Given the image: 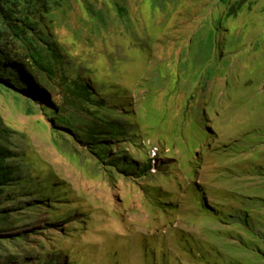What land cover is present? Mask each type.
Wrapping results in <instances>:
<instances>
[{"label":"rangeland","instance_id":"obj_1","mask_svg":"<svg viewBox=\"0 0 264 264\" xmlns=\"http://www.w3.org/2000/svg\"><path fill=\"white\" fill-rule=\"evenodd\" d=\"M250 3L236 20L227 24L230 34L243 37L241 46L234 44V52L225 49L222 53L231 63L227 68L232 77L229 80L228 74H216L204 89L200 85L204 71L200 44L207 27L202 20L210 13L218 17L227 11V6H221L218 0H166V5L164 0H92L94 12H107V19L101 24L98 18L93 21L82 0L66 3L65 14L51 32L71 50V65L78 63L82 71L95 73L96 81L90 84L93 89L107 84L100 99L107 102L119 121L128 124L133 120L123 116L124 106L130 105L136 114L131 127L135 146L126 143L127 151L140 162L155 159L153 176L110 177L86 146L65 128L59 129L64 136L53 134L50 113L42 103L35 104L38 113L29 114L24 93L0 87V123L17 132L16 141L26 161L32 163V169L26 170L28 177L55 172L61 184L70 188L74 218H88L82 227L75 223L64 228L63 222L58 221L52 228L47 212L35 199L37 195L30 192L29 183L7 189L18 197L16 204L30 202L37 207L25 209L22 219L0 232V239H5L0 245V264H15L8 259L11 254L19 258L16 264H38V258L46 254L43 251L54 249L55 240L58 245L63 242L71 248L76 264H146L144 243L161 261L163 242L167 253L176 254L183 264H206L198 253L190 257L177 247L171 229L178 232L177 240L191 235L222 252L224 245L237 237L222 239L217 235L221 232L250 240L232 225L223 226L212 219L203 221L195 214L198 212L192 193L178 196L174 183L161 178V174H170L167 166L171 162L185 159L189 145L198 144L207 133L205 143L213 147L218 136L228 146L214 152L203 165L202 182L210 186L213 196L217 195L223 205H236L220 195H229L226 190L234 187L230 194L239 190L246 197L264 199V142L247 135L256 128L264 130V109L260 104L264 97V0ZM117 5L127 11L129 21L117 13ZM48 83L50 100L59 101V84L63 81L53 78ZM204 97H211L212 102ZM202 112L207 116L201 119ZM205 122L207 131L201 127ZM205 151L203 148L202 154ZM37 161L42 162L40 167ZM249 162L259 166L260 172L254 175L231 171L234 165L243 170ZM231 172L232 176L228 175ZM154 186L171 194L167 201L180 197L181 207L173 212L164 206L154 207L150 201ZM209 197V202L217 203L212 194ZM10 205L11 202L6 203ZM67 228L76 237L72 241L64 235ZM257 230L264 227L258 226ZM19 234L27 237L15 243ZM65 262L70 264L66 256L62 258Z\"/></svg>","mask_w":264,"mask_h":264},{"label":"trees","instance_id":"obj_2","mask_svg":"<svg viewBox=\"0 0 264 264\" xmlns=\"http://www.w3.org/2000/svg\"><path fill=\"white\" fill-rule=\"evenodd\" d=\"M82 1L86 3L88 12L93 15V21L98 18L101 24L107 19L105 10L99 9L94 12L92 0ZM164 1L166 5V0ZM251 1L218 0L221 6H227V11L218 17H214L210 13L202 20L203 26L207 27V33L205 37L203 35L204 39L200 44L203 50L201 52L203 59L200 60V64L204 68L200 79L201 88H206L208 81L212 80L216 74L223 76L228 74L229 77L230 69L227 67L231 63L222 53L225 49L234 52V44L238 43V47L241 46L243 37L234 33L230 34L231 31L227 24L229 20H236L251 4ZM66 3L70 4V0H0V87L11 89L13 92L16 90L19 94L24 93L29 114L38 113V110H34V107L37 108L35 104L42 103L43 108L50 113L49 120L53 134L64 136L62 132H59V129L65 128L77 142L86 146V150L96 158L97 163L109 173L110 177L114 178V175H120L125 178H149L153 176L151 170L154 167L155 159L140 162L127 151L126 143L135 146L131 138V127L135 125L136 114L131 112L130 105L124 106L123 116L133 118V120H130L128 124L125 121H119L114 111L109 109L107 102L103 98L100 99V95L107 89V84L101 83V86L97 85L93 89L90 84L96 81L93 78L95 73L82 71L78 63L71 65L70 61L74 63L71 50L66 44H61L60 40L51 32L65 14L63 8ZM116 10L119 15H122L123 18L127 17L129 21L127 11L122 6L117 5ZM200 34L201 30L197 33L199 40L201 39ZM194 42L195 38L190 42V45L193 46ZM256 48L259 49V46ZM65 55L66 58H63ZM69 69L76 72L71 73ZM53 78L63 81V84L58 83L62 90L57 102L54 98V102L50 100L48 80ZM87 79H90L89 83L86 82ZM227 83L229 84L230 81ZM204 99L212 102L211 97H204ZM260 102L264 109V97ZM185 116L189 115L185 114ZM205 116L207 114L204 112L200 114L201 119ZM201 127L207 131L206 122ZM16 133L0 123V227H2L0 232L5 227H10L22 219L25 209L30 210L37 207L30 202L22 205L16 204L18 197L10 195V192L7 191L9 188L22 187L28 183L30 192L37 195L36 201L47 212L52 228L58 221L63 222L64 228L75 223H78L80 227L85 226L88 218H74L76 216L74 202H70L68 196L70 188L61 184V180L55 172H40L38 176L28 177L26 170L32 169V163L26 161L21 146L16 141ZM206 135L207 133L198 144L189 145L184 153L185 159L171 162L167 166L170 168V174H161V178L174 183L178 196L188 192L192 193V201L198 212L195 214L203 217V221L212 219L223 226L232 225L234 229H238L250 237V240L236 236V234L221 232L222 234L217 235L222 239L237 237L233 242H227L224 245L225 251L222 252L212 244L201 243L194 236L185 235L184 240H177L178 232L171 229L170 233L173 234V238H176L177 247L185 253L187 252V255H191L190 257L194 252L198 253L201 261L206 264H264V230H257L258 226L264 227V199L246 197L239 190L230 194L229 191H232L234 187L226 190L229 195L226 196L223 193L220 195L224 199L235 201L236 205H223L217 195L213 196L210 186H205L206 184L202 182L203 165L214 152L225 150L228 146H225L217 136V144L212 147L210 143L204 142ZM247 135L257 137L259 142H264V130L256 128ZM203 148H206V151L202 154ZM41 163L37 161L38 167L41 166ZM259 169V166L249 162L246 168L243 167V170L234 165L231 171L235 173V170H239L256 175L260 172ZM158 172H160L159 169ZM232 172L228 175L232 176ZM232 178L234 179V177ZM228 186L231 187L232 183H229ZM151 193L153 199L150 201L156 208L164 206L165 210L173 212L181 207L178 202L180 197H177L174 202L167 201L166 197L170 198L171 194L163 191L160 186L152 187ZM209 194L216 198L217 203L209 202ZM10 202L12 205L6 206V203ZM199 219L202 220V218H197V220ZM68 229L70 228L64 230V235L71 238L72 241L76 237ZM26 237V234H19L14 239L15 243ZM3 240L5 239H0V245L4 242ZM53 245L54 249L51 251L42 252L46 254L38 258V264H67L66 262L62 263V258L65 256L68 258V263H77V259L71 256V248L66 243L61 242L58 245L55 240ZM161 247L162 254L161 261H159L158 257L144 243L142 252L146 264H183L176 254L167 253L168 248L164 242ZM49 254L50 258L45 257ZM1 258L2 255H0ZM8 259H12L16 264L19 258L16 259L15 255L11 254Z\"/></svg>","mask_w":264,"mask_h":264}]
</instances>
